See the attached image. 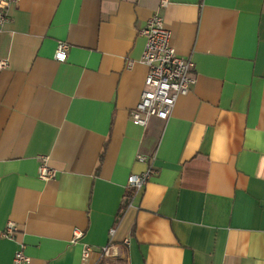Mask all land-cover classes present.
<instances>
[{
  "label": "crops",
  "instance_id": "crops-1",
  "mask_svg": "<svg viewBox=\"0 0 264 264\" xmlns=\"http://www.w3.org/2000/svg\"><path fill=\"white\" fill-rule=\"evenodd\" d=\"M156 11L196 83L141 127L139 31ZM8 15L0 264L22 247L30 264H83L87 246L89 264H264V0H20ZM138 154L154 173L131 198L128 177L148 167ZM40 156L55 178H39Z\"/></svg>",
  "mask_w": 264,
  "mask_h": 264
},
{
  "label": "built area",
  "instance_id": "built-area-1",
  "mask_svg": "<svg viewBox=\"0 0 264 264\" xmlns=\"http://www.w3.org/2000/svg\"><path fill=\"white\" fill-rule=\"evenodd\" d=\"M20 0H0V25L10 20L8 8ZM169 0H160V8H166ZM140 35L145 38V47L141 61L148 67V74L144 87L135 109L131 111V121L138 126L146 127L151 118L168 120L177 99L191 91L196 83L194 75V62L190 57H183L171 45L172 34L165 26L162 15L156 11L140 29ZM68 45L64 42L58 44L54 54L57 61L64 62L68 58ZM7 67V61H0V69ZM137 161L146 163L147 169L140 174H132L127 179V188L131 198L139 194L154 173L153 159L146 155L138 154ZM38 176L42 180L53 179L56 171L49 167L48 157H39ZM17 231V226L9 222L3 235L11 237ZM115 229L110 230V240L101 247L100 257L112 255L113 236ZM76 238L82 233L76 231ZM127 243V240L125 241ZM92 246L83 250V264H89L90 255L94 252ZM31 259L26 255L23 247L17 250L13 257V264H30Z\"/></svg>",
  "mask_w": 264,
  "mask_h": 264
}]
</instances>
